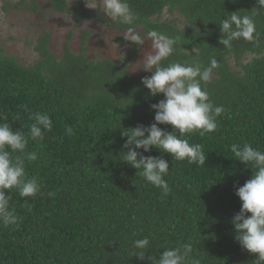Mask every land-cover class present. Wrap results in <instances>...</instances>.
<instances>
[{"label": "trees", "instance_id": "trees-1", "mask_svg": "<svg viewBox=\"0 0 264 264\" xmlns=\"http://www.w3.org/2000/svg\"><path fill=\"white\" fill-rule=\"evenodd\" d=\"M28 1L30 10L38 12V0ZM26 2L16 7L27 8ZM48 2L58 13L74 15L78 27L95 21L125 30L118 22L111 24L105 16L86 11L84 0ZM128 3L139 17L137 30L142 34L155 29L177 39L174 53L162 61L164 66L197 61L208 66L211 58L218 61L207 91L210 101L225 112L217 118L213 133L184 137L202 146L206 164L173 161L156 148L149 153L137 149L168 161L165 180L171 191L164 197L137 175V169L121 161L127 139L122 128L151 126L156 114L151 105L165 99L163 94L152 97L142 84L152 73L136 78L127 72L137 46L131 44L130 53L119 63L89 61L87 32L79 55L71 51L69 36L58 58L49 50L46 34L35 47L39 60L28 67L0 47V116L26 135L30 113H46L53 121V130L39 142L29 140L26 149L38 155L36 161L25 159V168L29 178L37 177L44 194L21 198L15 189L6 191L20 223L0 226V264H152L147 256L158 259L165 247L189 242L192 256L201 264L256 260L237 242L231 222L242 205L236 189L251 179L253 170L235 160L229 146L250 143L264 151V11L254 16L253 41H233L231 48H225L219 43V22L233 12L250 15L256 0ZM165 11L177 14L183 26L179 28L176 20L161 21ZM117 41L125 43L122 37ZM66 126L74 129L72 135H66ZM158 126L174 131L171 125ZM50 191L54 197L46 195ZM144 237L151 245L141 261L130 253L133 242Z\"/></svg>", "mask_w": 264, "mask_h": 264}, {"label": "clouds", "instance_id": "clouds-1", "mask_svg": "<svg viewBox=\"0 0 264 264\" xmlns=\"http://www.w3.org/2000/svg\"><path fill=\"white\" fill-rule=\"evenodd\" d=\"M257 7L249 14L230 13L219 24L222 37L219 43L231 48L233 41L251 42L256 38L254 16L264 11V0H256ZM103 11L112 21L125 26L123 40L131 42L138 49H143L145 41H151V50L143 51L142 68L152 73L145 77L142 84L155 97L163 94L165 99L151 105L155 111L154 123L151 126L139 125L132 129H123L122 136L126 143L121 151L122 162L138 170L137 175L143 177L152 186L161 190L166 197L171 189L165 180L169 175V163L163 158L145 156L156 148L169 154L173 161H187L189 164L204 166L207 156L200 144H190L186 135L199 133L204 136L213 133L217 127V118L224 112L223 106H215L207 91L213 71L218 68L216 58H211L208 66L200 62H170L167 66L162 61L170 57L177 39L148 29L143 34L137 30L139 17L131 10L128 0H102ZM27 135L21 130L14 131L8 118L0 116V226H19L20 217L15 209H10L12 195H6L15 189L21 198L35 197L41 193V184L37 177H28L25 168L27 161H36L35 152H26L29 140L39 142L45 132L53 130V121L46 113L39 111L30 113ZM15 122V121H14ZM158 125H171L173 132L163 131ZM179 133V135L176 134ZM74 129L66 126V135H72ZM230 151L235 160L253 170L251 179L236 189V195L242 202L241 210L232 219L236 240L243 250L256 256L254 264H264V151L254 148L250 143H232ZM137 149H142L143 153ZM19 153V155H17ZM54 197L55 192H47ZM26 202V201H25ZM151 241L149 237L137 239L132 244L131 257L141 261L149 253ZM193 246L189 243L174 247H165L163 254L157 259L147 256L152 264H201L199 258L193 257Z\"/></svg>", "mask_w": 264, "mask_h": 264}, {"label": "rangeland", "instance_id": "rangeland-1", "mask_svg": "<svg viewBox=\"0 0 264 264\" xmlns=\"http://www.w3.org/2000/svg\"><path fill=\"white\" fill-rule=\"evenodd\" d=\"M21 1L0 0V47L6 55L13 56L23 66H31L39 60L35 47L39 38L46 34L49 35V50L58 58L63 56V47L69 36L71 51L79 55L83 37L87 32L90 36L86 42L85 54L89 61L111 60L119 63L130 53L131 42L119 44L117 41L119 37L123 38L124 31L109 28L95 21H85L78 27L74 15L56 12L48 0H38L40 7L38 12L30 10L28 0L27 8L16 7ZM67 1L72 4L74 0ZM83 5L86 11L97 12L100 16H105L111 24L115 23L104 14L102 0H84ZM179 19L177 14L170 15L167 11L161 17V21L176 20L181 28L183 24ZM144 50H151L150 40L145 41L143 49H138L135 60L127 67V72L136 78L150 73L141 69L142 63H139L143 59ZM232 64L234 67V61Z\"/></svg>", "mask_w": 264, "mask_h": 264}]
</instances>
